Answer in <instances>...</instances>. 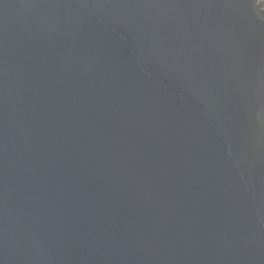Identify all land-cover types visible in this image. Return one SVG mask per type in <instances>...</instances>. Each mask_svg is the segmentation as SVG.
<instances>
[{"label": "water", "instance_id": "95a60500", "mask_svg": "<svg viewBox=\"0 0 264 264\" xmlns=\"http://www.w3.org/2000/svg\"><path fill=\"white\" fill-rule=\"evenodd\" d=\"M0 264H264L260 0H0Z\"/></svg>", "mask_w": 264, "mask_h": 264}, {"label": "flooded vegetation", "instance_id": "af4514ba", "mask_svg": "<svg viewBox=\"0 0 264 264\" xmlns=\"http://www.w3.org/2000/svg\"><path fill=\"white\" fill-rule=\"evenodd\" d=\"M260 3L262 5V9L264 10V0H260Z\"/></svg>", "mask_w": 264, "mask_h": 264}]
</instances>
